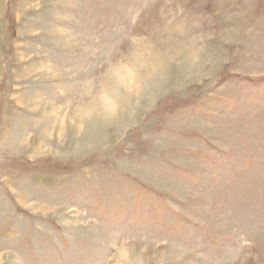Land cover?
<instances>
[{
	"label": "rangeland",
	"instance_id": "374dc122",
	"mask_svg": "<svg viewBox=\"0 0 264 264\" xmlns=\"http://www.w3.org/2000/svg\"><path fill=\"white\" fill-rule=\"evenodd\" d=\"M0 264H264V0H0Z\"/></svg>",
	"mask_w": 264,
	"mask_h": 264
}]
</instances>
